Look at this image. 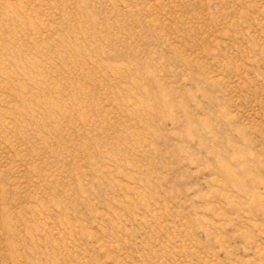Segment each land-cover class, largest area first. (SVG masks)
<instances>
[{
	"label": "rangeland",
	"instance_id": "1",
	"mask_svg": "<svg viewBox=\"0 0 264 264\" xmlns=\"http://www.w3.org/2000/svg\"><path fill=\"white\" fill-rule=\"evenodd\" d=\"M0 264H264V0H0Z\"/></svg>",
	"mask_w": 264,
	"mask_h": 264
}]
</instances>
